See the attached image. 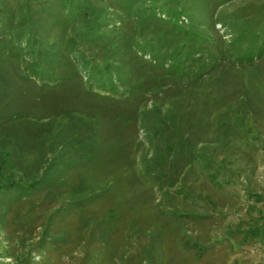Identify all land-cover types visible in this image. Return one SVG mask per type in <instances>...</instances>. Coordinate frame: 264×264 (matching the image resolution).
I'll use <instances>...</instances> for the list:
<instances>
[{
	"label": "rangeland",
	"instance_id": "rangeland-1",
	"mask_svg": "<svg viewBox=\"0 0 264 264\" xmlns=\"http://www.w3.org/2000/svg\"><path fill=\"white\" fill-rule=\"evenodd\" d=\"M256 225L264 0H0V264H264Z\"/></svg>",
	"mask_w": 264,
	"mask_h": 264
},
{
	"label": "trees",
	"instance_id": "trees-1",
	"mask_svg": "<svg viewBox=\"0 0 264 264\" xmlns=\"http://www.w3.org/2000/svg\"><path fill=\"white\" fill-rule=\"evenodd\" d=\"M261 197L262 196H257V198H261ZM247 232L248 234H251L252 236L264 237V227H261L258 225L248 228Z\"/></svg>",
	"mask_w": 264,
	"mask_h": 264
}]
</instances>
